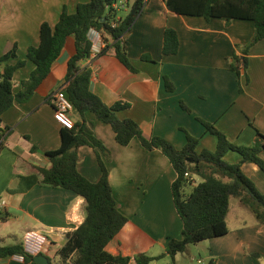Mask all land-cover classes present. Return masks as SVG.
<instances>
[{
  "label": "crops",
  "instance_id": "crops-1",
  "mask_svg": "<svg viewBox=\"0 0 264 264\" xmlns=\"http://www.w3.org/2000/svg\"><path fill=\"white\" fill-rule=\"evenodd\" d=\"M88 1L0 0V57L15 46L18 59L25 60L28 48L39 44L43 23L54 27L63 9L73 14L78 4ZM134 1H118L124 6L118 19L129 13ZM166 29L177 34L175 55L162 54ZM253 35L250 21L181 16L169 12L162 0H145L141 14L120 39L134 71L116 59L109 42L104 54L90 55L82 66L91 70L90 91L106 106L117 101L129 104L116 115L134 121L145 138H163L181 149L188 135L198 139L197 153L213 152L217 140L206 132L203 121L237 147H260L259 157L264 161V39L245 52ZM74 53V38L68 37L30 100L15 103L1 117L5 132L0 139V201L5 203L1 212L5 217L0 220V245L21 244L22 237L32 233L43 241L42 255L50 264H70L61 261L57 252L67 234L82 224L84 200L70 191L30 182L36 169L49 166L44 154L60 146L62 128L53 118L49 97L63 86ZM234 56L246 58L247 69L239 66V75L230 70ZM33 67L26 61L14 74L15 91ZM164 77L172 84V92L166 91ZM69 116L74 122V113ZM85 119L92 122L94 136L110 153L105 163L112 196L127 218L106 251L128 258V264H136L138 255L164 254L168 241L180 239L182 230L171 193L177 177L172 165L159 149L146 151L137 139L125 147L118 145L110 126L93 114L86 113ZM77 155L78 172L97 183L100 170L94 151L83 146ZM223 158L230 164L241 160L234 152ZM241 171L264 194V173L251 162L243 163ZM245 212L239 202L232 207L230 200L228 233L211 239L215 258L211 264H264V224ZM155 248L163 253L149 254ZM0 264L29 263L13 256L0 259Z\"/></svg>",
  "mask_w": 264,
  "mask_h": 264
},
{
  "label": "trees",
  "instance_id": "trees-1",
  "mask_svg": "<svg viewBox=\"0 0 264 264\" xmlns=\"http://www.w3.org/2000/svg\"><path fill=\"white\" fill-rule=\"evenodd\" d=\"M119 0H89L78 4L73 14L65 9L61 12L54 27L43 23L39 29V44L29 47L26 59L20 60L15 46L0 57V139L5 132L1 125L3 113L15 103H26L37 87L47 77L52 64L60 56L68 37L74 38L75 53L67 63L65 82L61 87L67 100L73 107L76 117L73 128H62L60 146L44 155L49 162L46 168L36 169L30 183H37L52 188H60L74 193L84 200V220L72 233L67 234L65 245L57 252L61 261L70 264H128L129 259L112 256L106 246L127 223V218L119 211L118 204L112 196L106 160L108 149L94 136L92 122L85 119L86 113L110 126L115 142L127 146L137 139L146 151L159 149L168 159L176 172V179L171 186L174 208L181 220V237L168 241L165 253L158 257L138 255L136 264H149L168 256L172 262L177 254L184 253L188 246L199 242L222 237L228 233L226 218L230 200L238 199L241 207L247 209L255 220L264 224V194L256 189L254 183L241 171L245 162L255 164L264 173V161L260 159V147L244 148L232 144L211 124L200 121L207 133L216 137L217 144L213 152L203 150L196 152L198 139L187 135L183 148L176 149L169 141L151 137L145 138L139 126L132 120H120L117 112L127 110L130 105L117 101L106 106L99 97L90 91L91 70L83 67L82 62L91 55L89 31L95 30L103 40L111 43L116 59L128 70L134 71L126 52L120 43L122 36L132 27L141 14L145 0H135L129 13L116 20L118 11L112 5ZM166 9L181 16L201 17L206 21L214 18L226 22L234 20L253 23L252 42L245 47V52L256 42L264 39V0H162ZM179 41L172 29H166L163 35V55H175ZM107 47L98 55L105 53ZM145 59V58H144ZM10 60H16L10 64ZM26 61L33 64V69L26 79L21 80L14 90V74L25 66ZM239 66L247 69L246 58L232 57L230 70L239 75ZM166 91L172 92L173 86L164 77ZM181 107L187 110L182 104ZM91 148L96 156L100 170L97 183L86 180L77 170L80 147ZM228 152L237 153L241 160L229 164L223 161ZM197 175L202 182L197 184L189 195L183 189ZM5 215L0 212V220ZM13 256L21 257L26 263L34 264L33 257L26 255L20 244L0 245V259Z\"/></svg>",
  "mask_w": 264,
  "mask_h": 264
},
{
  "label": "built area",
  "instance_id": "built-area-1",
  "mask_svg": "<svg viewBox=\"0 0 264 264\" xmlns=\"http://www.w3.org/2000/svg\"><path fill=\"white\" fill-rule=\"evenodd\" d=\"M112 7L120 11L123 9L120 3H115ZM118 20V18H116ZM88 39L91 43V55H98L107 47V43L103 40L100 33L95 30H90L88 33ZM49 100L53 106V118L56 123L64 129H72L73 128V121L70 118V113L73 112V107L71 103L67 100L64 93L61 90L54 92L50 95ZM186 178H190L188 174H185ZM192 180V178H190ZM5 207V203L0 201V212H2L3 208ZM21 247L23 252L31 257H36L38 255H42L44 243L42 240L38 239L32 233H26L22 240H21ZM198 263H200L198 261Z\"/></svg>",
  "mask_w": 264,
  "mask_h": 264
},
{
  "label": "rangeland",
  "instance_id": "rangeland-1",
  "mask_svg": "<svg viewBox=\"0 0 264 264\" xmlns=\"http://www.w3.org/2000/svg\"><path fill=\"white\" fill-rule=\"evenodd\" d=\"M122 3H123V1H122ZM124 6H125L126 9L128 8L126 6V4H124ZM122 12L123 11L121 10L120 11V15L124 14ZM226 160L223 158V161L227 163ZM201 182H202V179L199 176H197V175L192 176L191 184H188L187 186L184 187L183 193L186 196L189 195L191 193L192 189L197 184H199ZM236 203H238V199L232 198L231 199L232 207ZM245 210H246L245 213H248L247 212L248 210L247 209H245ZM211 241H212L211 239L210 240H205V241L199 242V243H197L195 245L188 246L187 250L184 253L177 254V257L174 260V262H172V260L168 256H166V258L164 257V259H162V260L161 259L160 260H155V261L150 262L149 264H211V259H215L213 257V251H212L213 248H212V244H211V243H214V242H211ZM161 253H163L162 250H160L159 248H155V250L152 251L149 254L158 255V254H161ZM53 259H54V255L51 256L52 263H53ZM198 261L200 263H198Z\"/></svg>",
  "mask_w": 264,
  "mask_h": 264
},
{
  "label": "water",
  "instance_id": "water-1",
  "mask_svg": "<svg viewBox=\"0 0 264 264\" xmlns=\"http://www.w3.org/2000/svg\"><path fill=\"white\" fill-rule=\"evenodd\" d=\"M33 263L34 264H50L49 260L44 255H38L36 257H33Z\"/></svg>",
  "mask_w": 264,
  "mask_h": 264
}]
</instances>
